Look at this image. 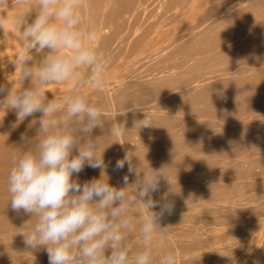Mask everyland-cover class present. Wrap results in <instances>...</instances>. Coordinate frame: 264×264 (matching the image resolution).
<instances>
[{
	"label": "rangeland",
	"instance_id": "obj_1",
	"mask_svg": "<svg viewBox=\"0 0 264 264\" xmlns=\"http://www.w3.org/2000/svg\"><path fill=\"white\" fill-rule=\"evenodd\" d=\"M35 3L0 7V101L8 90L39 86L35 76L22 84L15 63L23 45L17 20L27 10L34 16ZM19 9L25 11L18 16ZM81 12L82 28L97 30L94 46L109 58L104 81L97 85L81 66L70 80L47 86L43 100L82 96L103 110V128L90 136L75 120L67 131L80 143L94 140L107 166L73 178L83 184L104 171L126 191L128 264L146 247L152 264H162L168 251L176 264H264V0H83ZM30 54L38 63L49 55ZM15 122V110L0 104V264H48L44 249L29 248L18 235L30 216L9 204L12 156L42 138L32 118L11 127ZM118 125L124 130L113 136ZM125 156L133 167L127 185V164L113 171ZM153 174L160 192L151 198L166 195L174 212L147 245L142 225L158 210L147 209L148 197L137 189Z\"/></svg>",
	"mask_w": 264,
	"mask_h": 264
},
{
	"label": "clouds",
	"instance_id": "obj_2",
	"mask_svg": "<svg viewBox=\"0 0 264 264\" xmlns=\"http://www.w3.org/2000/svg\"><path fill=\"white\" fill-rule=\"evenodd\" d=\"M8 3L9 0H0V7ZM82 8L83 0H36L31 22L28 13L18 18L23 45L15 63L21 66L22 84L35 76L39 86L8 90L0 104L15 110L16 122L11 127L32 118L42 138L33 150L13 154L8 175L9 204L13 211L30 216L18 235L24 237L29 248L44 249L48 264H128L131 246L126 231L131 230V221L124 215L126 191L110 184L104 171L99 178L93 177L83 184L73 178L86 167L103 170L107 166L94 140L80 143L67 131L75 120L76 130L90 136L94 129L103 128V110L90 105L82 96L46 103L43 100L47 86L70 80L81 66L89 69L97 85L104 81L109 58L94 46L97 30L82 28ZM65 49L72 54H63ZM32 50L49 55L38 63L30 54ZM3 95L5 88L0 86V96ZM60 113L64 115L58 119ZM123 130L124 125H118L112 135L119 136ZM20 140L29 142L25 133H21ZM126 164L124 185L133 173L132 159L125 156L113 166V171L121 172ZM137 191L140 197H148L147 209L158 210L149 213L141 229L150 245L159 222L173 214L174 204L166 195L156 201L151 198L153 193L160 192L155 174L146 176L143 187ZM176 260V254L168 251L162 264H176ZM133 264H152L150 249L146 247L139 253Z\"/></svg>",
	"mask_w": 264,
	"mask_h": 264
},
{
	"label": "bare ground",
	"instance_id": "obj_3",
	"mask_svg": "<svg viewBox=\"0 0 264 264\" xmlns=\"http://www.w3.org/2000/svg\"><path fill=\"white\" fill-rule=\"evenodd\" d=\"M33 2H34V1H33ZM25 7H26V6H25ZM29 8H30V7H29ZM15 9H16V8H15ZM23 9H25V8H23ZM23 9H21L22 12H24V11H25L26 9H28V8L26 7V9H25L24 11H23ZM18 11H20V9H19ZM18 11L16 10V12H18ZM21 11L18 13V16H19L20 13L22 14ZM27 11H28V10H27ZM27 11H26V12H27ZM10 12H11V11H10ZM12 12H13V11H12ZM26 12H24V15H25ZM29 12H30V11H29ZM21 14H20V15H21ZM28 14H29V13H28ZM31 14H32V13H31ZM13 15H14V14H12V16H13ZM16 15H17V14H16ZM33 15H34V13H33ZM34 16H35V15H34ZM34 16H30L31 18H29V20L32 19V17L34 18ZM10 17H11V16H10ZM21 17H24V16L22 15ZM28 17H29V16H28ZM8 19L10 20V18H8ZM7 21H8V20H7ZM7 21H6V22H7ZM10 21H12V22L15 21V22H16V20L13 21L12 18H11ZM10 21H9V22H10ZM17 21H18V20H17ZM15 24H16V23H15ZM4 27H5V26H4ZM9 27H10V25H9ZM13 27H14V24H13ZM6 28H8V26H7ZM14 28H16V27H14ZM17 28H18V27H17ZM18 29H19V28H18ZM13 30L15 31V29H13ZM10 32H11V31H10ZM11 33H12V32H11ZM15 33H16V32H15ZM17 33H19V32L17 31ZM15 36H16V35H15ZM18 36H19V34H18ZM19 38H20V37H19ZM19 38L17 37L16 39L18 40ZM17 40H15V41H17ZM28 85H30V84H28ZM28 88H29V87H28Z\"/></svg>",
	"mask_w": 264,
	"mask_h": 264
}]
</instances>
